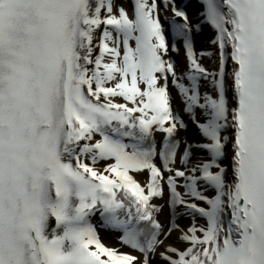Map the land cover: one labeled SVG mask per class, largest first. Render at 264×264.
<instances>
[{"label":"bare ground","instance_id":"6f19581e","mask_svg":"<svg viewBox=\"0 0 264 264\" xmlns=\"http://www.w3.org/2000/svg\"><path fill=\"white\" fill-rule=\"evenodd\" d=\"M195 1L199 7L192 27L195 28L198 24L201 30V46L196 50H202L203 55L198 56L197 61L205 68L204 74L199 73L192 63L187 62L182 47L179 53L171 51L170 43L160 35V30L173 17L157 0H132V4L124 0H102L99 9L92 15L90 33L85 37V78L90 93L99 101L127 110L135 117L154 122V136L159 141L165 137L170 126H175L172 136L178 141L173 155L168 157L165 164H159L158 179L163 194L153 200V205L157 207L159 234L151 252L147 257L132 252L123 244L121 236L113 228L98 223L95 219L94 228L85 243L89 256L97 259L96 264H170L165 261L166 257L178 260L180 254L192 245L190 238L202 239L207 232L206 222L188 207L197 203L195 194H209L208 186L197 179L205 172L218 174L224 179L231 173L230 143L222 149V154L217 158H213V152L203 153L200 150L201 144H212L220 138L223 140L222 133L218 137L206 136L207 132L223 122L220 119L219 96L216 92L220 58L217 33L212 23L213 13L207 10L202 0ZM189 16L192 17V13ZM105 19L117 23L109 25L105 23ZM159 22L162 23L161 26L158 25ZM138 27L146 30V41L154 51L164 61L175 64V73L169 76L167 81L155 74L144 76L138 63L136 41L124 35V31L129 30L136 36ZM102 41L103 47L100 46ZM174 75L178 78L176 86L180 89L181 113L171 110L174 88L171 81ZM193 78L199 79L195 86L191 83ZM112 93L117 96L112 97ZM223 116L222 114V118ZM97 143L98 139L94 133L81 136L76 160L85 174L110 181L116 166L112 161L99 157ZM153 163H158L156 158ZM133 176L140 185L147 186L151 172L150 169H143ZM167 179L176 182L184 200V204L176 208L178 218L172 226L165 197ZM215 196L216 193L212 192V197ZM91 217H97V214H91ZM73 241L65 234L60 239V246L66 249L73 245ZM107 249L125 254L120 260L110 261L103 254Z\"/></svg>","mask_w":264,"mask_h":264},{"label":"rangeland","instance_id":"374dc122","mask_svg":"<svg viewBox=\"0 0 264 264\" xmlns=\"http://www.w3.org/2000/svg\"><path fill=\"white\" fill-rule=\"evenodd\" d=\"M176 107H177V105H176V100H175V109H176V111H177V108H176Z\"/></svg>","mask_w":264,"mask_h":264}]
</instances>
